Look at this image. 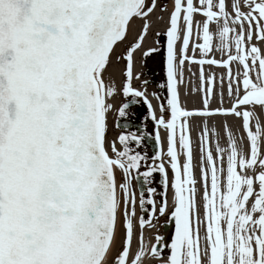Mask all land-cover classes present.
<instances>
[{"label": "snow or ice", "instance_id": "obj_1", "mask_svg": "<svg viewBox=\"0 0 264 264\" xmlns=\"http://www.w3.org/2000/svg\"><path fill=\"white\" fill-rule=\"evenodd\" d=\"M156 8V0H0V264H264V51L253 43L264 45V0H172L170 10L160 6L168 20L166 30L156 33L157 43L165 40L166 84L159 87L167 88L163 100L154 93L159 115L145 91L132 87L140 79L134 54L142 50ZM195 15L203 19L194 21ZM190 44L193 55L187 54ZM158 52L148 48L143 55ZM185 61L200 66L199 89H192L201 93L200 106L191 109L182 106L178 90ZM205 65L225 70L219 90ZM117 77L125 102L115 109L119 130L110 135ZM140 100L157 128L166 130L167 150L161 151L157 132L151 165L146 153L131 147L140 146L145 133L118 123ZM217 116L239 121V141L226 122L219 131L209 123ZM194 118L202 219L192 165ZM153 172L164 191L147 187L145 195L141 189L134 223L132 180L143 177L150 185ZM165 215L173 227L169 240L157 234L149 245L145 228H155Z\"/></svg>", "mask_w": 264, "mask_h": 264}, {"label": "bare ground", "instance_id": "obj_2", "mask_svg": "<svg viewBox=\"0 0 264 264\" xmlns=\"http://www.w3.org/2000/svg\"><path fill=\"white\" fill-rule=\"evenodd\" d=\"M195 2V0H194ZM157 3V8L156 10L150 15L149 20L151 22V27L148 31L147 36L144 39L143 42V47L141 51H138L134 54V74L139 72V66H138V57L141 55V53L152 47L151 46V39L150 36L153 34L154 30L160 31V30H165L166 26H167V20H168V12H161L160 11V3L158 2V0H156ZM226 3H230V0H226ZM168 8L169 10L171 9L172 6V0H168L167 2ZM163 17V19H157V17ZM203 18L199 15H195L194 16V21L196 20H202ZM141 25V21L139 19L133 20L132 22V26L135 28V31H139ZM133 27H130L129 30V36L128 39L131 40L133 38L134 32H133ZM181 29H182V21H181ZM193 31L195 32V23L193 25ZM181 35H182V31H181ZM253 43L257 44L259 47H261L262 51H264V45L259 44V42H257L255 39H253ZM179 48V43L177 44V49ZM188 55H193L192 53V49H191V44L189 46ZM195 55L198 57L199 56V52L197 50V52L195 53ZM215 57L217 59L220 58V54L219 52L215 53ZM191 69V70H189ZM199 71H200V66L197 64H189L187 61H185L184 65H183V83L178 84V90L180 93V101L183 107L191 109L193 107H199L200 106V98H201V93L199 91L193 93L192 89L196 88L197 90L199 89V85H200V80H199ZM204 71L205 74H212L215 77V81H216V89L219 90L220 89V77L221 74L225 71L222 68H218L215 66H208L205 65L204 66ZM179 73L177 75V79H179ZM133 82V81H132ZM227 79H225L224 81V86H225V95H224V106L227 107L229 106V97L227 95V91H226V87H227ZM120 86V79L119 77H117L116 80V87L117 89H119ZM233 88H235V85H233ZM118 93V91H117ZM186 93V95H185ZM151 99V97H149ZM113 104V109L115 110L117 105H118V98H117V94L115 95V97L110 101ZM157 105V103H155ZM219 105V99L218 98H214L213 102H212V106L216 107ZM110 113H109V121H110ZM227 123L228 126L230 128H232L234 135L236 136L237 141H239L240 137L242 135H244L241 131H237V125L239 124V121H237L234 117H222V116H217L212 118L209 123L210 124H214V126L216 127L217 131L220 130V125L222 123ZM198 123V118H194L191 120V125H192V134H191V138H192V153H193V160H192V165H193V175L197 181L195 187L197 189V194H196V203H197V208L199 211V215L201 217V219L203 218V207H202V192L204 189V184L200 179V172H199V156H200V139H199V134L198 131L196 129V124ZM253 130H255L253 128ZM161 141H162V147L165 149L167 148L166 146V131H158ZM227 137L223 136L222 140H221V146L224 147V140H226ZM213 148V152L215 149V145L213 144L211 146ZM261 151L262 153H264V142H262L261 145ZM177 153H178V161L180 163L181 166V172H182V167H183V161H184V157L182 155V152L179 148V144L177 142ZM165 164L167 165L168 168H170V164H169V158L167 160H165ZM224 167H226V164L224 165ZM171 169V168H170ZM172 179V175L170 177ZM137 180L136 177L134 176L133 178V184L136 188L137 185ZM139 181H141V179H139ZM254 188H256L258 190V184L254 185ZM167 202H168V206L169 208H171L172 206V189L170 188L168 193H167ZM138 203H139V198H138V190L136 188V216L134 218V223L136 221V217H137V212H138ZM154 233V232H153ZM152 231L149 230L148 228H145V242L148 243L149 245L152 243L153 241V237H152ZM200 234L201 236L204 235V225L201 224L200 227ZM133 248L135 249V240L133 242ZM155 264V261H151L148 262L146 261L145 264Z\"/></svg>", "mask_w": 264, "mask_h": 264}, {"label": "flooded vegetation", "instance_id": "obj_3", "mask_svg": "<svg viewBox=\"0 0 264 264\" xmlns=\"http://www.w3.org/2000/svg\"><path fill=\"white\" fill-rule=\"evenodd\" d=\"M162 43V39L160 40L159 44ZM164 44V42H163ZM163 44L160 45L159 48V52L158 53H149L147 56H144L141 58V67H142V72H144L145 77L140 78V82L141 81H148L146 86L143 87H147L148 85L150 87H152V90H149L150 93L154 96L157 105L159 104V100H157L156 95H158L160 97V100H163L167 94V88H160L159 85L160 84H166V79H165V75L163 72V52H164V47ZM157 60V61H156ZM159 63V67H157V64ZM152 69V72H146L147 70ZM141 85V83H140ZM142 87V86H141ZM154 93L156 95H154ZM129 99V98H128ZM125 100V97L123 98V101ZM147 117L149 118V116L147 115V106L143 104L142 100H140L138 103L134 104L132 107L129 108V114L124 117L126 119L132 120V121H139L142 122L144 124V130L146 133L150 134L152 133L151 131H149L147 129V127L145 126V122H144V118ZM151 119V118H150ZM130 132H135V128H130V130H128ZM153 131V130H152ZM136 133V132H135ZM133 146L139 148L140 150H144V151H150L149 147L147 146V143L144 140L143 137V142L140 146H137L136 144H132ZM154 173V181L151 182L150 185H147V187H153L156 188L157 193L164 191V189L162 188V186L159 184V180L161 179L160 174L158 172H153ZM158 175V177H157ZM146 187V190H147ZM158 197V199H161L162 197L156 195ZM149 208H151V206L147 205ZM159 206V205H158ZM169 240V237H168Z\"/></svg>", "mask_w": 264, "mask_h": 264}, {"label": "rangeland", "instance_id": "obj_4", "mask_svg": "<svg viewBox=\"0 0 264 264\" xmlns=\"http://www.w3.org/2000/svg\"><path fill=\"white\" fill-rule=\"evenodd\" d=\"M158 2L160 3V6L161 5H163V4H167V2H168V0H158ZM157 61V60H156ZM157 64V67H159V63H156ZM138 65H139V67H141L140 66V64L138 63ZM153 70L152 69H150V70H147L146 72H152ZM142 72V71H141ZM145 72V71H144ZM144 72H142V73H144ZM144 77L146 78V76L144 75ZM138 82V80L136 79V82L135 83H137ZM144 90H152V87H150L149 85L147 86V87H145V88H143ZM158 115H159V113H158ZM144 122H145V126L147 127V129L149 130V131H151L152 132V130L153 129H156L157 128V126L154 124V122L150 119V117L149 118H147V117H145L144 118ZM109 129H110V135H114L115 133H116V131H115V128H114V126H113V123H112V120H111V117H110V121H109ZM161 131H163V128L161 127V129H160ZM135 151H140L141 153H146L147 155H148V157H149V159L147 160V164H149V165H151L152 163H153V161H152V159H151V157L154 155V153H151V151L150 152H148V151H142V150H140L139 148H137V147H133V146H131ZM165 151H163V152H166V149H164ZM163 159L164 160H167L168 159V157L165 155L164 157H163ZM157 163H160L159 161H157ZM166 169V168H165ZM147 169L145 168V167H143V165L141 166V169H140V171H142V172H144V171H146ZM166 172H168V177H170V170L169 169H166ZM157 177H158V175H157ZM117 180H118V183H119V181H120V176H119V174L117 175ZM151 180L152 181H154V173H152V177H151ZM168 186H169V182H168ZM170 187V186H169ZM131 190L132 191H134L135 193H136V188H135V186H134V184H133V180H132V186H131ZM167 192V191H166ZM147 195V194H146ZM138 216V219H139V214L137 215ZM166 217H167V215H165V216H161V217H159L156 221H155V223H156V227L155 228H152V229H149V230H151L152 231V236H154V234H156V232L157 233H159V231H160V222L161 221H164V220H166ZM154 232V233H153ZM164 251V254L165 253H167V249H164L163 250Z\"/></svg>", "mask_w": 264, "mask_h": 264}, {"label": "water", "instance_id": "obj_5", "mask_svg": "<svg viewBox=\"0 0 264 264\" xmlns=\"http://www.w3.org/2000/svg\"><path fill=\"white\" fill-rule=\"evenodd\" d=\"M118 123L121 126H126V124H124V123H120V122H118ZM117 182H118V180H117ZM137 183H138L139 192H141V182L139 181V179L137 180ZM162 226L163 227H162L161 236L165 237V234L169 231V229L172 227V225H171V222L167 220V221L162 223Z\"/></svg>", "mask_w": 264, "mask_h": 264}]
</instances>
